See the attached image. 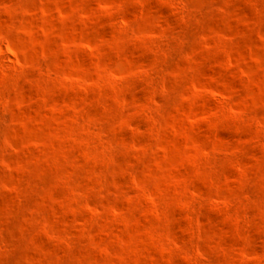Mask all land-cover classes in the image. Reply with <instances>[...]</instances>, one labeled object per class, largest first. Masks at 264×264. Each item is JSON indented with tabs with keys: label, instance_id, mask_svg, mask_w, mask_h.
Wrapping results in <instances>:
<instances>
[{
	"label": "rangeland",
	"instance_id": "obj_1",
	"mask_svg": "<svg viewBox=\"0 0 264 264\" xmlns=\"http://www.w3.org/2000/svg\"><path fill=\"white\" fill-rule=\"evenodd\" d=\"M0 264H264V0H0Z\"/></svg>",
	"mask_w": 264,
	"mask_h": 264
}]
</instances>
